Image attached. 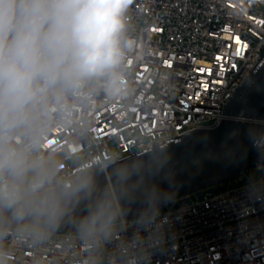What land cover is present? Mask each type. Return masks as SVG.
<instances>
[{"label": "built area", "instance_id": "2783aa9c", "mask_svg": "<svg viewBox=\"0 0 264 264\" xmlns=\"http://www.w3.org/2000/svg\"><path fill=\"white\" fill-rule=\"evenodd\" d=\"M123 23L111 86L109 77L57 86L40 102L48 129L41 151L51 154L69 188L216 128L264 62V0H130ZM261 124L262 157L251 176L245 172L211 195L173 200L151 216L120 220L107 235L0 227V264H264ZM17 136L23 139V131Z\"/></svg>", "mask_w": 264, "mask_h": 264}, {"label": "clouds", "instance_id": "9594fccd", "mask_svg": "<svg viewBox=\"0 0 264 264\" xmlns=\"http://www.w3.org/2000/svg\"><path fill=\"white\" fill-rule=\"evenodd\" d=\"M129 2L0 0V210L17 223L30 219L37 231L54 228L68 200L87 187L69 188L51 154L41 151L48 129L40 102L57 86L102 77L111 86ZM117 176L127 178L120 170ZM114 219L111 202L100 198L78 227L107 235Z\"/></svg>", "mask_w": 264, "mask_h": 264}, {"label": "water", "instance_id": "95a60500", "mask_svg": "<svg viewBox=\"0 0 264 264\" xmlns=\"http://www.w3.org/2000/svg\"><path fill=\"white\" fill-rule=\"evenodd\" d=\"M226 119L214 129L194 131L162 148L133 157L79 179L72 187L87 185L66 205L55 233H83L79 221L100 198H107L115 213L112 224L133 221L161 212L173 200L221 191V185L241 174L251 176L262 157L258 147L264 121V62L252 72L224 109ZM117 170L127 174L117 176ZM71 187V188H72ZM171 205L174 208L190 202ZM30 219L17 223L0 210V227H28Z\"/></svg>", "mask_w": 264, "mask_h": 264}, {"label": "snow or ice", "instance_id": "6c2138e0", "mask_svg": "<svg viewBox=\"0 0 264 264\" xmlns=\"http://www.w3.org/2000/svg\"><path fill=\"white\" fill-rule=\"evenodd\" d=\"M237 43H239V37H237ZM237 52H239V49L237 50Z\"/></svg>", "mask_w": 264, "mask_h": 264}, {"label": "rangeland", "instance_id": "374dc122", "mask_svg": "<svg viewBox=\"0 0 264 264\" xmlns=\"http://www.w3.org/2000/svg\"><path fill=\"white\" fill-rule=\"evenodd\" d=\"M256 175V174H255Z\"/></svg>", "mask_w": 264, "mask_h": 264}]
</instances>
